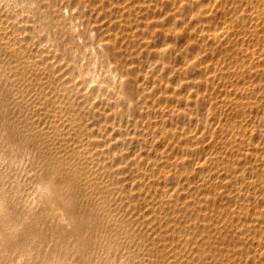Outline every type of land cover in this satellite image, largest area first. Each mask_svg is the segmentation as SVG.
<instances>
[{
  "label": "bare ground",
  "instance_id": "1",
  "mask_svg": "<svg viewBox=\"0 0 264 264\" xmlns=\"http://www.w3.org/2000/svg\"><path fill=\"white\" fill-rule=\"evenodd\" d=\"M31 1L42 5L41 0ZM72 1L79 8L76 16L83 17L86 26L77 35L98 33L92 45L107 66L104 80L88 75L92 70H87L79 57L80 48L50 41L45 33L50 31L49 24L44 34H40L34 31V25L24 23L27 19L20 21L17 11L12 12V17L6 13L15 0H0V58L4 61L0 71L9 83L14 80L26 84L34 98L20 90L21 98L25 102L26 98L33 101V106H44L54 117L52 128L58 131L62 124L64 138L75 134L74 143L61 142L59 146L63 149L58 159L66 164L72 178L78 179L86 191L90 190L91 197L100 201V206L97 205L102 212L101 220L112 223L115 206L121 201L128 202L129 207L142 199L144 211L140 217L154 225V238L163 236L159 240L162 248L158 249L161 263L264 264V0H70L65 5L60 0L51 8L61 18L64 7L72 8ZM19 9H24V5ZM57 23L63 21L59 19ZM31 37L35 40L29 45ZM16 90L19 91L18 86ZM71 180H67L64 192H55L60 195L58 206L62 208L68 205ZM40 189L42 194L52 197L50 186L43 185ZM67 208L63 210L67 212ZM72 212L74 217L76 212ZM62 215L59 216L74 221L73 217ZM75 222L66 224L75 228ZM122 223L125 227V222ZM119 225L114 226L119 228ZM8 237L3 234L1 239L5 241ZM102 241H107L106 253L99 259V255H94L113 264L115 257L109 251L115 240ZM22 242V253L16 260L28 264L29 260L22 257L34 251ZM101 248L95 249L101 251ZM4 262L0 260V264H10L8 259ZM57 263L51 259L42 264Z\"/></svg>",
  "mask_w": 264,
  "mask_h": 264
},
{
  "label": "rangeland",
  "instance_id": "2",
  "mask_svg": "<svg viewBox=\"0 0 264 264\" xmlns=\"http://www.w3.org/2000/svg\"><path fill=\"white\" fill-rule=\"evenodd\" d=\"M41 1H42L41 2L42 5L39 6V4L36 1H33L32 2L31 0H18V1L15 0V2H12L13 5H10L11 7H8L9 9L6 10L5 12L6 13L9 12L8 14L12 17V12L15 11V14H16V11H17V14L19 16V20L20 21L22 20V22L24 21V19L25 20L27 19L26 21H28V18L30 17L29 20L31 22L30 21H28V22L24 21V23L25 24L28 23L29 26L30 25L31 26L34 25V27H35L34 31L35 32L39 31L40 34L41 33L44 34V31L43 30L45 29V27L47 26V24H49L50 31H45V33H46V36L48 38H50V41H53L54 43H59V45H63V44H67V45L68 44H73L75 48H80L79 49V57L81 58L82 61L85 62L86 66H87L86 67L87 70L88 69L92 70V71H89L88 75L91 78H92L91 75H93V78L94 79H97V80H104L103 78L105 77V75L107 73V70H105V69H107L106 68L107 66H105L102 63V60L101 59L103 57H101V55H99V54L96 53L95 48L92 45L97 40L98 33H97V31H93L94 33L93 32H90V33L93 34V36L89 32L83 33L81 36L80 35H77V32L78 31H81V30L83 31L86 28V26H85V24L82 23V18L83 17L80 16V18H79V16H76V15H78L79 8H76L75 2H73V1L71 2L70 5H71L72 8L64 7V10H62V13L63 14H61V18H59L56 15V13H55V9H52V8H55L57 6V4L60 3V2H58L60 0H55V1L54 0H41ZM46 1H47V3H46ZM61 1H63L62 4L65 5V4L69 3L70 0H61ZM32 3H34V4H32ZM21 4L24 5V9H22V10L19 9V7H21ZM51 6H52V8H51ZM26 8H29V9H26ZM64 11H66V14H65ZM22 16L24 18H21ZM15 17H17V16H15ZM73 17H74V19H73ZM10 19H12V18H10ZM59 19L63 21V24L57 23V20L59 22ZM64 24H66V25H64ZM25 33H26V35H30V32H25ZM28 40L29 41L31 40V41L29 42V41L26 40V43L29 42V45L30 44L32 45L33 44L32 41L35 40V38L33 39L31 37ZM50 41H45V43H50ZM81 55H82V57H81ZM99 56L101 57V59H100ZM1 57H2V55H1ZM2 58H4V57H2ZM5 59H7V58H5ZM95 59H97V60L95 61ZM2 60L0 58V66H1L2 62L4 63V61H2ZM92 64H93V66H92ZM90 66L92 67V69H91ZM104 72H105V75H104ZM0 74L3 77L2 78L0 76V79H1V82H0V234H1L0 235V260L2 262H4V261L6 262L7 259H8V261H10V264H20L17 260L20 258L19 255L22 253V251H21V241H23L22 242L23 244L28 245V250L32 249L34 251V254H32V255L25 254V257L24 256L22 257L23 260H29V263L28 264H34V263L35 264H39V262H40V264H42V263H44L46 261H49L51 259L52 260L54 259V262H56V263L58 262L57 264H65V263H67V264H75V263H77V264H81V263L82 264H88V263L89 264H95V263L96 264H102L101 262L103 260H101V259L98 260V259H99V257L101 258V256L104 255V253H106V251H107V247H106L107 245H105L107 243V241H105L106 243H104V241H102L103 239H105V240L107 239L108 240V243L110 242L109 240H113V241H111L112 243L114 242V240H115V242H117L116 243L117 245L115 244V242L113 243L114 246L112 245L113 248H111L112 250L109 251V254L111 255V257L112 256L115 257V258H112L114 260V263L115 264H118V263L119 264H126V263L127 264H130L131 262H132L131 264H133V263L134 264H138V263H140V264H151V263H153L154 264V262H155V264H163V263H161V260H160V257H159V253L160 252L158 250V249H161L162 248V246H161L162 245V242H159V240L162 241L161 238L163 236L162 235L161 236L159 235L158 236L159 239H158L157 236L154 238L153 237V228H154V225L153 224H150V223L148 224L147 222H145V219H144V222H143V219H142L143 217H140V216L143 215V212L141 213V211H144V205H143L144 203L141 202L143 200L141 199V201L139 200V201H137V203H134V204L129 205L130 208L128 207V204L129 203L126 202V201H121L122 203H118V205L115 206V209H116L114 211L115 216H113L114 220H113L112 223H114V224H112V223H106L105 221H103V219L101 220V217H100L101 215H99V214H102V212H100V209H99V207L97 205V204H99L100 201L96 200V197H91L92 195H91L90 190L89 191H86L85 186L82 183H80V181L78 179L77 180L76 179H73L72 178L73 175H70L71 174V171H69V169L67 167H65L66 164H62V161L59 160L61 158L59 156V151H60L61 148L63 149V147H61L62 145L61 146H59V145L61 144L62 141H63L62 143L65 142V144H68L69 142L70 143H74V141L77 140L76 137H75V134H73V135L72 134L71 135H66L67 136L66 137L67 139L64 138L62 136V134H61V131H62L61 126H63V125L62 124H59V127H60L59 129H61V130L58 129V131L54 129L55 127L52 128L51 127V124H53L52 120H53L54 117L52 116V118H51V116L49 114V111L47 109H45L44 106H42V105L33 106V104H34L33 101H30L29 102V99L27 100L26 97H25L26 98V102H25V99L23 101V99L21 98V95H22L21 93L22 92L25 93V91H27V92L29 91V89H27L26 84H21V83H18L17 81H14V80H11L12 82L9 83L10 80L9 79L7 80V77L4 74H3L4 75L3 76L1 71H0ZM102 76H104V77L102 78ZM6 81H7V83H5ZM4 83L6 85H4ZM14 83H16V84H14ZM93 83H94V81H93ZM8 84H10V85H8ZM2 85H3V87H2ZM14 86H16V87H14ZM17 86H18V90L19 91L16 90L17 89ZM23 86H25L26 88L25 89L24 88L22 89ZM13 88L14 89L16 88L15 91L17 93L13 90ZM11 89H12V91H11ZM20 90H23V91L21 92ZM7 91H8V93H7ZM12 92H15L16 94L15 95H12L11 94ZM29 93L30 92H28L27 94L29 95ZM31 95H29V96H30L31 99H33L34 98V95H33V97H31ZM36 98L37 97H35V99ZM15 100H17V101H15ZM7 102H8V104H7ZM16 102H18L17 105H16ZM36 107H37V109L39 108L41 110H39V109L36 110ZM16 108H17L18 111H16ZM25 110L27 111V113H26ZM39 111H40V113H39ZM41 112H44V113H41ZM32 114H34L35 116L32 115ZM24 115H25V117H24ZM36 115H37V117H36ZM45 115H46V117H45ZM47 116H50V117L48 118ZM28 117H29V119H27ZM17 118H18V120H17ZM58 118H60V115L57 116V119ZM48 119H50V121ZM44 121H46L47 123L46 122L44 123ZM13 122H15V124ZM16 122L19 123V124H17ZM36 124H37V126H36ZM29 125H31L30 128H28ZM17 126L19 127L20 130L18 129ZM22 126H24V127H22ZM48 126H50V127L48 128ZM32 127L35 128L34 134H35L36 137L34 136V134H32V129H33ZM38 127H39V130H38ZM45 128L48 129L49 131L51 130L50 131L51 133L48 130L45 132V130H46ZM36 130L39 132L38 135H41V137L37 135L38 132ZM54 130H55V132H54ZM19 131H20V133H19ZM29 132H30V134H29ZM48 132L50 133V135H49ZM56 132H57V134H56ZM58 133H59V136H58ZM27 134H28V137H26V139H25V136H27ZM47 135H48V137H46ZM44 136L46 138H44ZM69 136H71V137L69 138ZM57 137H59L60 141H59V139ZM20 138H21V140L19 141ZM61 138H62V140H61ZM73 138H74V140H72ZM44 139H46V140L49 139V140H47V142L46 141L44 142ZM52 139H54V142H53ZM70 139H71V141H70ZM50 140H52L51 141L52 143L50 142ZM56 140H58V141L55 142ZM38 142L41 143V144H39ZM45 144L48 145V148H47V145H45ZM65 144L63 146H65ZM17 147H19V148H17ZM50 147H52V148H50ZM12 148L13 149L15 148V149L12 150ZM46 148L48 149V152L46 151L47 150ZM55 151H56V153H55ZM49 153H51V154L48 155ZM58 157H59V159H58ZM55 159H57V160H55ZM10 162H11V164H10ZM35 163H36V165H35ZM34 166H36V167H34ZM71 178L73 180V182H72L73 184H72V186L70 188L71 190H69V192H68V195H69L68 198H67L68 199V205L67 206H64L65 208H62L61 206H58V204L60 205V199H59L60 198V195L58 193H55V192L56 191H61V190L64 192L66 190L65 189V184H66V182H68L69 180H71ZM79 183H80V186L78 185ZM43 185L44 186L45 185L46 186H50V188L52 189V192H53L52 194L53 195H52L51 198L49 197V195L47 193H43L42 194L41 189H40V186H43ZM82 185H83L84 188L82 187ZM74 186H76V187H74ZM79 188H80V190H79ZM88 194H90V197H89ZM92 198H94L95 201ZM81 199H82V201H81ZM139 202H140V204H139ZM141 203H142L143 207H142ZM120 204H122V205H120ZM137 204H138V206H141V207L139 208L137 206ZM92 205H93V207H92ZM99 206H100V204H99ZM134 206H135V208H134ZM60 207H61L62 210L63 209H66V207H68L67 208V212H65L66 210L65 211L63 210L64 212L62 210H59ZM120 207L121 208L123 207L124 210H125V208H126V210L127 209L128 210L127 211L126 210L124 211L123 209L120 210L121 209ZM91 208H92V210H91ZM70 209L71 210L74 209L73 211L76 212V213L72 212ZM129 209H132V210H129ZM68 210H70V211H68ZM58 211L61 212V213L58 214L57 213ZM120 211H121V213H119ZM123 211H124V213H123ZM69 212H70V214H68ZM71 212L74 213V215L76 217L75 216L73 217V214L71 215ZM62 213H64V215L65 214L66 215L68 214L67 216H70L71 218L73 217L74 219L72 218V220H74V221H70L69 222L68 220H65L64 217L66 218V216L61 217V216H63ZM139 213H141V215H139ZM92 214H94V215H92ZM116 214H118L119 216L116 215ZM122 214H124L123 215L124 217L122 216ZM59 215H61V216H59ZM87 215H88L89 218L87 217ZM90 216H92V219H91ZM94 216H97V217H94ZM120 216L123 217V218H120L119 219ZM128 216H131V217L129 218ZM136 216H137V218H136ZM60 217H61V219H60ZM98 217H100V218H98ZM126 217L129 220L132 219L131 222L132 221L133 222L130 223L129 220L126 221ZM86 218H88L87 219L88 221H86ZM90 219L93 220V221L95 220L96 222H94V223H96V224H93L92 223L93 221H91ZM75 220L76 221L78 220V223L75 222ZM136 220H137V222H136ZM66 221L68 222V224L75 222L76 223V226H75L76 229L73 227L74 225H72V224L71 225L66 224L67 223ZM81 221L83 223H85V224H83ZM85 221L87 223H89L88 224V228H87V223ZM116 221L119 222V223H116ZM123 221L125 222V224H124ZM141 221H142V224H143V228H141L142 227V224H140ZM120 223L124 224L125 227L122 226ZM92 224H93V226H95V228H93ZM97 224H99L100 226L97 225ZM109 224H112L113 226H110ZM117 224L118 225L120 224L122 227L119 225L121 227V228L119 227L120 229L118 228V226L115 228V226ZM132 224H133V226H132ZM65 225H67V227H65ZM80 225H82V226L80 227ZM90 225L92 227H90ZM151 225H153V227ZM63 226H64V228H63ZM70 226H72V227H70ZM77 226H79V227H77ZM144 226H146V228H145L146 230L144 229ZM68 227L70 229H72V230L68 229ZM84 227L87 228V229H85ZM99 227H101V228L99 229ZM91 228H93L91 230L92 232L90 231L91 233H93L92 238L90 236L92 234H90V232H87ZM139 228H140L141 231L139 230ZM107 230H108V232H107ZM111 230L113 231V233H112ZM124 230H126V232ZM148 230H151V232L148 231ZM93 231H95V232H93ZM109 231H111V233ZM119 231H120L121 234L119 233ZM127 231H128V233H127ZM61 232H62V234H61ZM139 232L143 236H145V237L143 238ZM148 232L150 233L149 236H148V234H149ZM102 233H103V235H102ZM126 233H127V238L124 237V235ZM137 233H139V235ZM3 234L9 236L5 241L3 239H1V237L3 236ZM86 234H87V236H86ZM95 234L97 236H95ZM99 234H101L103 237H101V235H99ZM118 234H120V235L118 236ZM131 234H132V236H130ZM146 234H147V237H146ZM113 236H114V238H112ZM130 237H131V240L129 239ZM36 238H37V240H35ZM97 238H98V240L95 241V239H97ZM117 239H118V241H117ZM138 239L139 240L142 239V240L137 241ZM64 240H66V241H64ZM68 240H69V242H68ZM87 240L90 243H92L93 241L94 242L91 245ZM132 240H133V242H132ZM81 242H83L84 244H81ZM121 242H122V245H124L125 248H122L123 247L122 245L119 246L118 243L121 244ZM37 243H39L40 245L37 244ZM98 243L100 244V246H98L99 245ZM138 243L141 245V249H139V246L140 245ZM158 243H159V246H158ZM68 244H69V246H68ZM80 244L82 246L81 248H80ZM127 244H129V246ZM146 244L148 246L154 244V246H150V248H151L150 249ZM63 245H65V246H63ZM95 245H96V247H95ZM104 245H105V247H104ZM125 245L128 246V247H130V249L127 248ZM130 245H132V247ZM133 245H136V246L133 247ZM36 246H38V247H36ZM77 246H78V248H75ZM102 246L104 247L103 249L101 248ZM29 247H30V249H29ZM40 247H41V249H40ZM97 247H99V249L101 248L103 251L102 250L100 251L99 249L98 250L95 249ZM114 247H116V249L118 251L115 250ZM152 247H154V250L152 249ZM155 247H156V249H155ZM64 248H65V251H64ZM70 248H71V250L69 251ZM147 248L149 249V251H147L148 250ZM104 249H106V250H104ZM122 249H123V253L121 251ZM128 249H129V251L131 250V251H134V252H129V251H127ZM142 249L145 251V253H144V251ZM28 250H26V251H28ZM96 250H97V252H96ZM113 250H115L116 252H114ZM59 251H60V253H59ZM99 251H100L101 255H100V253H98ZM137 251L138 252L139 251H142L143 254L141 252L137 253ZM24 252H25V250H24ZM36 252H39V254H37ZM41 252H43L44 254L41 253ZM135 253H136V255H135ZM149 253H151V254H149ZM58 254H59V258H58ZM91 254H93V255H91ZM94 254H96L97 256L99 255L98 256V259L96 258L97 256H95ZM148 254H149V256H148ZM72 255H74V256H72ZM120 255H121V257H120ZM9 257H10V259L12 261L9 259ZM42 257H43V259H42ZM61 258H62V260H61ZM70 258L72 259L71 261H69ZM86 258H87V260H85ZM92 259H94V260H92ZM154 259H156V260H154ZM63 260H65V261H63ZM96 260H98V261L97 262H94ZM30 261H31V263H30ZM82 261H84L85 263L82 262ZM91 261H92V263H91ZM11 262H13V263H11ZM23 262L21 264H23ZM98 262H100V263H98ZM104 263H105V261H103V264ZM105 264H107V262Z\"/></svg>",
  "mask_w": 264,
  "mask_h": 264
}]
</instances>
